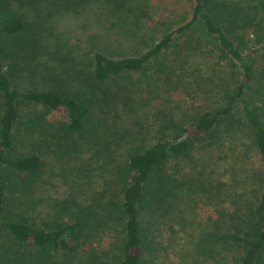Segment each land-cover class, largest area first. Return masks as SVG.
I'll use <instances>...</instances> for the list:
<instances>
[{"label": "trees", "instance_id": "obj_1", "mask_svg": "<svg viewBox=\"0 0 264 264\" xmlns=\"http://www.w3.org/2000/svg\"><path fill=\"white\" fill-rule=\"evenodd\" d=\"M89 1L0 0V264H157L154 223L169 214L166 205L195 189L203 198L229 203L200 234L198 255L215 264H264V0H195L192 19L148 50L127 56L98 49L87 54L84 66L61 51V41L44 37L47 29L27 13L62 15ZM103 1L121 15L136 0ZM22 5L29 7L26 13ZM198 25L214 46L210 52L230 61L233 77L222 70L221 81L240 79L221 87L214 106L185 124L169 118L171 135L141 144L118 121L133 101L157 98L152 86L161 83L160 75L174 84L169 88L167 81L169 93L198 80L190 70L198 64ZM208 69L217 72L214 63ZM36 78L42 86L28 87ZM244 138L241 152L246 158V149H253L257 165L236 154ZM226 140L239 160L228 181L204 163L201 171L183 176L179 161L199 170L198 150L207 158L218 149L222 159ZM79 146L112 166V178L101 198L87 206L63 202L55 217L40 224L26 209L34 206L32 189L46 166L41 149L69 155ZM122 146L119 158L115 149Z\"/></svg>", "mask_w": 264, "mask_h": 264}, {"label": "rangeland", "instance_id": "obj_2", "mask_svg": "<svg viewBox=\"0 0 264 264\" xmlns=\"http://www.w3.org/2000/svg\"><path fill=\"white\" fill-rule=\"evenodd\" d=\"M89 2L75 11L62 15L53 14L51 17L45 15L38 17L36 12L28 10L29 7L26 5H22L21 10L24 13L28 10L27 16L31 20H38L43 24L47 29L42 32L44 37L49 36L54 42L61 41L62 52L81 63H87L84 66H88L87 54L91 55L98 49L106 48L107 52L125 53L127 56L148 50L167 33L186 25L192 19L195 0H136L132 4L130 2L129 11L126 10L121 15L110 13V7H106L103 0ZM197 29L198 34L194 37L199 42L193 43V46L197 47L193 58L198 64L192 65L190 70L194 69L198 80L193 77L194 81L189 79L184 83L185 89L172 90L169 93L166 91L169 79L160 75L161 83L152 86L157 98L152 94L153 99L150 102L133 101L118 121V125L127 127L128 131L139 138L138 142L141 144L148 145L164 134L171 135L172 131L165 128L170 121L169 118L175 117V120L185 124L192 116L214 106L215 97L221 87L228 88L240 79L235 76L234 81L229 80L227 83L221 81L222 70H227L229 76L233 77L228 68L230 61L224 56H221L223 58L221 59L216 53L213 55L210 51L214 46L210 43V38L204 34L201 25H198ZM210 63H214L216 73L208 69ZM195 67L198 70H195ZM138 79L136 76L134 81ZM27 83L28 87L33 88L41 87L43 84L39 78L31 79ZM144 83L146 85L135 93L138 99L139 91L147 86V80H144ZM169 84H171L168 85L169 88L174 86L170 80ZM143 97L146 98L145 93ZM235 110V113H241L240 107L237 106ZM54 118L64 120L65 117L54 115ZM244 144L246 139L237 145L236 154L239 152L243 156L241 151L245 150ZM233 147L234 145L226 140L223 155L227 157L224 156L222 159H219L218 149L211 151L207 158L202 156V152L199 155L198 150L199 160H196L195 164L199 170L191 169L193 164L186 161H179L178 166L183 169L181 172L183 176L189 178L192 173L201 171L204 163L212 166L223 182L228 181L230 167L236 160L231 152ZM124 150L123 146L115 149L119 158ZM246 150L249 153L246 154V158L243 156L244 160L251 165H257L258 158L253 149ZM41 151L46 166L42 177L32 189L33 197L30 201L34 204L33 208H25L32 218L41 224L44 220L55 217L61 209L60 206L64 205L63 202L70 200L87 206L95 196L101 198V193L106 190L112 178L111 165L105 166L107 162L103 165L102 160L92 158L84 146H79L78 151L69 155H62L54 148L42 147ZM172 166L175 164L172 163ZM187 182L195 184L190 180ZM185 194L187 197L184 196V200L180 198L172 205H166L169 214L162 213L161 218L154 223L152 230L154 237L157 238L158 250L156 249L152 260L157 264H215L210 259L198 255L196 244L200 234L212 228L213 223L220 219L218 209L226 210L229 203L221 202L218 198L211 200L203 198V194L196 189L195 192L188 191Z\"/></svg>", "mask_w": 264, "mask_h": 264}]
</instances>
